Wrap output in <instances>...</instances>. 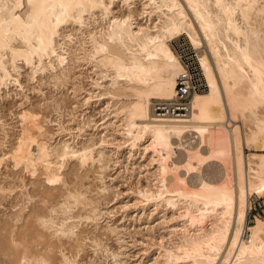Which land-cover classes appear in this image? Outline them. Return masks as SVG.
<instances>
[{
    "label": "bare ground",
    "instance_id": "obj_1",
    "mask_svg": "<svg viewBox=\"0 0 264 264\" xmlns=\"http://www.w3.org/2000/svg\"><path fill=\"white\" fill-rule=\"evenodd\" d=\"M114 1L0 0V84L11 75L5 54L13 68L18 59L40 69L43 57L63 63L54 45L59 26L82 24L98 8L108 21L100 34L88 33L87 55L105 75L110 72L102 94L109 96L111 121L119 122L123 141L115 145L148 154L149 165L155 163L154 185L138 194L181 219L182 241L164 249L165 263L264 264V217L248 223L250 196H264V0H145L146 25H135L130 10L111 14ZM181 35L196 50L206 88L192 93L184 114H175L176 85L189 76L172 44ZM122 95L129 100H115ZM21 118L24 124L0 164L8 158L29 173L41 166L44 180L55 185L69 160H101L102 151L95 159L94 142L60 143L49 151L37 116L23 111ZM74 198L84 203L82 196ZM29 253L17 256L31 264ZM41 256L32 263L50 264L51 256Z\"/></svg>",
    "mask_w": 264,
    "mask_h": 264
},
{
    "label": "rangeland",
    "instance_id": "obj_2",
    "mask_svg": "<svg viewBox=\"0 0 264 264\" xmlns=\"http://www.w3.org/2000/svg\"><path fill=\"white\" fill-rule=\"evenodd\" d=\"M131 2L115 0L111 14L130 10L135 25L148 24V17L141 14L145 0ZM97 9L89 16L84 12L82 24L67 21L59 26L54 45L64 55L63 63L55 56L43 57L40 69L18 59L13 68L3 56L11 75L0 84V156L15 142L24 124L23 111L39 119L49 151L65 142L70 147L94 142L98 143L95 159L98 151L103 153L100 161L85 165L69 160L55 185L44 180L41 166L29 173L4 159L0 164V264H29L20 259L29 251L36 261L41 255L51 256L50 264H166L164 249L182 241L181 219L174 210L146 203L138 194L141 188L154 185L155 163L149 165L148 154L130 152L126 143L115 145L123 141L119 122L111 121L112 115L105 110L109 96L102 94L110 72L105 75L106 70L87 55L88 33L105 28L108 21ZM172 44L185 63L200 70L196 50L186 36L173 39ZM117 99L129 100L123 95ZM103 139L109 144L101 147ZM73 195L82 196L84 203H77ZM250 201L251 225L255 215L264 217V196L251 195Z\"/></svg>",
    "mask_w": 264,
    "mask_h": 264
},
{
    "label": "built area",
    "instance_id": "obj_3",
    "mask_svg": "<svg viewBox=\"0 0 264 264\" xmlns=\"http://www.w3.org/2000/svg\"><path fill=\"white\" fill-rule=\"evenodd\" d=\"M188 68L189 76L184 79H179L176 85V98L178 106L171 107V112L175 114H184L186 111V104L188 103L190 96L196 90H204L206 88V82L201 73V70L195 67H191L188 63H185Z\"/></svg>",
    "mask_w": 264,
    "mask_h": 264
}]
</instances>
